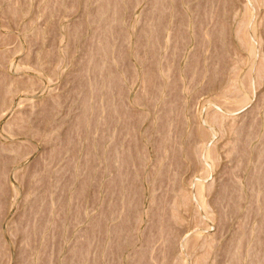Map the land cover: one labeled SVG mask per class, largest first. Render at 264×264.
Masks as SVG:
<instances>
[{
	"label": "rangeland",
	"instance_id": "374dc122",
	"mask_svg": "<svg viewBox=\"0 0 264 264\" xmlns=\"http://www.w3.org/2000/svg\"><path fill=\"white\" fill-rule=\"evenodd\" d=\"M248 1L0 0V264H264Z\"/></svg>",
	"mask_w": 264,
	"mask_h": 264
},
{
	"label": "bare ground",
	"instance_id": "6f19581e",
	"mask_svg": "<svg viewBox=\"0 0 264 264\" xmlns=\"http://www.w3.org/2000/svg\"><path fill=\"white\" fill-rule=\"evenodd\" d=\"M246 1H247V0H246ZM249 1H250V0H249ZM249 1H248V2H249ZM249 5H250V3H249ZM249 29H250L251 34L255 32L253 29H252V31H254V32L251 31V28H249ZM248 31H249V30H248ZM254 35H255V33H254ZM247 36H248V35H247ZM247 36H246V37H247ZM251 36H253V35H251ZM248 38L250 39V36H248ZM251 38H252V37H251ZM254 40H255V39H254ZM255 41H256V40H255ZM250 42H251V39H250ZM248 43H249V42H248ZM252 43H253V42H252ZM252 43H251V44H252ZM256 43H257V42H256ZM249 44H250V43H249ZM251 44H250V45H251ZM250 45H249V46H250ZM254 45H255V42H254ZM256 45H257V44H256ZM252 47H253V45H252L250 48L252 49ZM1 52H2V50H1ZM1 52H0V53H1ZM201 117H205V116H202V115H201ZM205 118H206V117H205ZM201 119H202V118H201ZM202 120H203V119H202ZM200 121H201V120H200ZM206 121H207V120H206ZM200 123H203V122H200ZM204 125L206 126L207 123L204 124ZM207 126H208V125H207ZM208 128H209V126H208ZM206 129H207V128H206ZM210 129H212V128H210ZM210 129H208V130L210 131ZM211 131H213V130H211ZM208 133H209V132H208ZM205 145H206V143L204 144V146H205ZM201 146H202V145H201ZM207 147H208V146L206 145V148H207ZM201 148H202V147H201ZM201 148H199V151H200ZM208 149H210V148L208 147ZM208 149H207V150H208ZM205 150H206V149H205ZM201 152H202V150H201ZM209 152H210V150H209ZM205 153H207V152H205ZM199 154H202V153H199ZM210 154H211V153H210ZM208 155H209L208 153L204 155V161L206 162V163H205V164H206V167H208L210 164L212 165V163H211V161H212V160H211V159H212V156L209 155V156H211V157L208 158V157H209ZM200 156H201V155H200ZM201 159H202V157H201ZM210 160H211V161H210ZM202 162H203V161H202ZM209 162H210V164L207 165ZM211 165H210V166H211ZM208 168H209V167H208ZM198 180H199V179H198ZM200 181H202V180H200ZM203 181H204V180H203ZM199 184H200V183H199ZM198 186H199V185H198ZM198 186H197V188H198ZM201 187H202V186H201ZM203 187H205V188H204V191H205V189H207V188H206V186H203ZM197 188H196L195 190H194V188H193L192 190H194V191L196 192V190H198ZM199 190H200V189H199ZM195 192H194V193H195ZM200 192L202 193L201 190H200ZM196 193H198V191H197ZM201 193H200V195H201ZM191 195H192V196L194 195V194H192V191H191ZM187 196H188V195H187ZM192 196H191V197H192ZM195 196H196L198 202H197L196 200H195V201H196L197 203H200V204H197V205H199V208H201V209L203 210L205 206H204V202H201V201H203L202 198H201L202 196L199 197L198 194H195ZM195 196H194V197H195ZM188 198H189V196H188ZM200 198H201V199H200ZM189 199H190V200H191V199L193 200V198H189ZM193 202H194V201H193ZM183 236H184V235H183ZM185 237H186V236H185ZM185 237H184V238H185ZM182 238H183V237H182ZM180 239H181V238H180ZM185 239H186V238H185ZM185 239H184V240H185ZM189 240H190V238L188 239V241H189ZM185 241H187V240H185ZM188 241H187V243H188ZM183 242H184V241H183ZM179 245H182V241H181V244H178V247H179ZM187 245H188V247H187L186 245L183 244V246H186L187 248H189L190 245H189V244H187ZM179 249H180V248H179ZM184 249H185V248H184ZM181 250H182V249H181ZM185 250H186V249H185Z\"/></svg>",
	"mask_w": 264,
	"mask_h": 264
}]
</instances>
